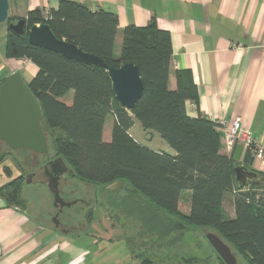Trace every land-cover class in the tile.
I'll return each instance as SVG.
<instances>
[{
	"label": "trees",
	"instance_id": "trees-1",
	"mask_svg": "<svg viewBox=\"0 0 264 264\" xmlns=\"http://www.w3.org/2000/svg\"><path fill=\"white\" fill-rule=\"evenodd\" d=\"M42 11L26 15L27 29L47 24L57 39L100 58L108 67L132 64L143 85L140 99L127 111L116 102L105 70L29 45L26 34L7 28L18 19H7L4 56L36 66L38 71L27 86L40 103L52 156L61 157L72 171L68 179L104 187L124 180L129 203H121L129 208L127 215L137 214L143 228L159 235L158 241L174 231L205 229L218 235L246 264H264V175L257 172L259 185L241 187L235 181V162L227 156L222 126L186 113V103L197 98L188 71H176V88H168L170 34L159 29L154 19L143 27L126 26L115 56L114 13L92 11L71 0H59L55 9L48 10V20H43ZM108 116L113 124L105 142ZM133 119L143 130L157 133L175 154L154 152L136 142L129 133ZM12 154H0V164ZM251 159L246 151L249 170ZM22 187L19 178L13 179L0 187V196L8 205L24 208ZM182 198L189 203L187 214L178 208ZM225 202L233 208V217L226 214ZM142 215L149 218L146 225ZM86 218L89 223L91 215ZM141 260L153 264L148 258Z\"/></svg>",
	"mask_w": 264,
	"mask_h": 264
},
{
	"label": "crops",
	"instance_id": "crops-1",
	"mask_svg": "<svg viewBox=\"0 0 264 264\" xmlns=\"http://www.w3.org/2000/svg\"><path fill=\"white\" fill-rule=\"evenodd\" d=\"M58 1L8 0V18L24 19L30 11L55 9ZM71 1L92 11L102 9L116 15L115 56L120 53L126 26L143 27L154 19L159 29L170 34L168 88H176L175 72L182 70L191 74L196 88V101L185 105L187 115L226 121L227 125L222 126V142L229 125L239 119L241 130L264 143V0ZM37 71L35 65L25 60L6 59L4 43L0 46V81L19 72L27 84ZM111 129L108 133L103 130L105 142L110 140ZM129 133L154 152L175 154L157 133L143 130L136 119ZM220 152L225 153L223 147ZM245 155L246 151L237 145L227 156L246 167ZM248 166L264 175V168L260 169L253 158ZM82 206L86 210L84 219L87 214L97 216L85 203ZM233 215L230 207L228 216ZM36 216L32 217L20 206L8 205L0 196V264H106L98 239L112 240L102 231L93 234L92 227L83 230L79 225L70 233L63 232L53 223L50 227L37 221ZM114 246L112 243L109 248ZM127 252L116 264H138L139 257H134L133 251Z\"/></svg>",
	"mask_w": 264,
	"mask_h": 264
},
{
	"label": "rangeland",
	"instance_id": "rangeland-1",
	"mask_svg": "<svg viewBox=\"0 0 264 264\" xmlns=\"http://www.w3.org/2000/svg\"><path fill=\"white\" fill-rule=\"evenodd\" d=\"M45 11L46 10L42 11V15ZM6 31V25L0 24V46L2 47V44L4 43V48ZM69 97L70 95L68 96V99ZM112 123L113 122L111 118L108 117L104 132L108 133V130H110V127H112ZM134 131H136V129H133V133ZM9 150L10 149L7 147V145L0 141V154H7L11 152L21 162V165H24L21 158V155L24 151L19 150L16 152H9ZM49 154V156L52 155L50 152ZM5 165L7 167H5ZM4 167L8 171V168L12 167L15 169V171H17L18 174H20L19 170H17L16 164L12 162L10 158H7L4 163L0 164V173H2L5 178H7V172L4 170ZM24 168L26 169L25 165ZM32 169L33 167H31V170ZM67 176H69V174L66 175L65 180L69 181L70 179H68ZM36 177L38 178V176H35L34 178ZM76 183L78 186H81L82 189L88 192L89 196L87 198V208L90 207V210H93L95 214L97 213V216H95V218H93L94 215L91 216L90 222L87 224V218L84 219L83 217V214L85 215L86 210L79 211V206L64 211L62 215L65 218L71 216V219H74L72 215L75 214V218H77V214L79 213V220L82 223H80V227L83 230L92 227L93 234L94 231L97 230V232L102 231L106 238L110 237V240L112 241L107 239H98V244L100 245L101 249H103L102 254L106 255V264H116L117 260L119 261V258L124 254L126 255L128 253L127 251L129 250L133 251L131 254L134 257H139L138 264L141 262V259L147 258L153 264H222V260L218 257L206 240V234L209 231L200 228H195L194 230L187 232L174 231L173 233H170L168 236L164 237L161 241H158L159 235H157L155 232L152 233L148 231L147 228L145 229L146 226L143 228L141 222L138 221L139 219L137 214L135 218L133 216H128L127 214L129 208L127 207L122 209L123 203H121H129L128 198L126 197L128 192L126 190V181L120 180L106 187H92L87 184L85 185L82 182ZM28 184L29 182L25 183L27 186L23 189L22 193V197L24 199L23 201H25L24 209L27 210L28 214L32 217L38 214V217L36 216L37 221H41V223L44 225L52 227V223L55 224L56 221L57 229L59 227L61 229H65L68 226L67 223L61 218L54 216L53 209L55 208H53L52 204L53 196H50L49 191H47L45 187H30ZM66 189H68L69 192L72 190L71 188H67V186L65 187V190ZM186 194L188 195V193ZM79 196L80 194H76V197ZM178 208L181 213H188L189 206L187 198H182L178 204ZM224 210L226 214H228L230 211V206L227 202L224 203ZM47 211H49V213H47V217L44 216L47 219H40V214L46 213ZM143 216L144 215L141 216L142 221H144L146 225L149 218L147 216ZM76 226L77 225H75V227ZM73 230L74 229H70V231ZM112 243L115 244L114 248H109ZM230 250L236 259V264H246L239 255L233 252L231 248Z\"/></svg>",
	"mask_w": 264,
	"mask_h": 264
},
{
	"label": "water",
	"instance_id": "water-1",
	"mask_svg": "<svg viewBox=\"0 0 264 264\" xmlns=\"http://www.w3.org/2000/svg\"><path fill=\"white\" fill-rule=\"evenodd\" d=\"M7 19L8 0H0V24H5ZM7 28L17 35L26 34L27 42L31 46L59 54L66 59L84 65L96 66L105 70L111 81L114 97L119 107L130 111L140 99L143 85L136 66L125 64L120 68L108 67L100 58L82 52L71 43L57 39L47 24L33 25L27 29L25 19H18L16 22L8 23ZM47 132L48 128L43 118L40 103L30 92L21 74L19 72L11 73L0 84V141L5 143L13 152L29 150L37 154H47ZM45 170L55 189L54 202H60L57 189L58 180H64L66 175L71 174L72 171L61 157H55L48 161ZM29 177L30 175H27L25 178ZM234 177L241 187L261 183V180L257 178V172L237 164L234 166ZM7 183L4 175L0 173V187ZM61 204L65 207L71 205L69 203ZM206 240L224 264H236V259L230 248L218 235L208 232Z\"/></svg>",
	"mask_w": 264,
	"mask_h": 264
},
{
	"label": "flooded vegetation",
	"instance_id": "flooded-vegetation-1",
	"mask_svg": "<svg viewBox=\"0 0 264 264\" xmlns=\"http://www.w3.org/2000/svg\"><path fill=\"white\" fill-rule=\"evenodd\" d=\"M46 138H47V143H48V153L47 154H37V153H33V152H30L29 150H26L22 153V162L23 164L25 165L26 169L24 168V165H21V162L16 158V156L14 155H11L9 158L12 160V162H14L17 166V170H19L20 174L17 173V171H15V169H13L12 167H9V171L11 172L10 176H8L7 178H5V181L9 182L13 179H17L19 178L20 181L22 182L23 184V187H22V192H23V189L27 186L25 185L26 182H29V186L30 187H34V186H37V187H45V189L47 191H49L50 193V196H55V189L53 187V183L50 179V177L46 174V170H45V166L47 164L48 161L54 159L55 157H53L52 155L49 156V152L52 154V144H51V141H50V136L47 132L46 134ZM23 151V150H21ZM49 154V155H48ZM13 158V159H12ZM4 163V162H3ZM5 167H7L5 165ZM4 167V169H5ZM31 167H33V169L31 170ZM9 172V173H10ZM30 174V177L29 178H25L27 175ZM15 175V176H14ZM35 176H38V178H34ZM29 179V180H28ZM69 185L71 186L72 190H70V192L68 191V189L65 190V187ZM50 186V188H49ZM67 188H69L67 186ZM57 189H58V193H59V198H60V202H57L55 203V199H53V209L54 210V216L56 217H59L61 218L62 220H64L66 223H67V227L65 229H61L60 227V231H63V232H68L70 233V229H75V225L76 228L79 227L80 224V220H79V216L80 215L79 213L77 214V218H75V214L72 215V217L74 219H71V216L70 217H64L62 215V213L66 210H70L76 206H79V211L83 210L84 211V208L82 206V203H85L86 205L88 204V201H87V198L89 196L88 192H86V190L82 189L81 186H78L77 183L74 181V180H71L70 182L69 181H66L65 179H59L58 180V184H57ZM76 194H80L79 197H76ZM61 203H69L71 204L70 207H65L63 204ZM47 213H49V211H47L46 213H42L40 214L39 218L40 219H47L45 218L44 216L47 217ZM38 215V214H37ZM85 215L83 214V217ZM38 217V216H37ZM44 217V218H43ZM76 223V224H74Z\"/></svg>",
	"mask_w": 264,
	"mask_h": 264
},
{
	"label": "built area",
	"instance_id": "built-area-1",
	"mask_svg": "<svg viewBox=\"0 0 264 264\" xmlns=\"http://www.w3.org/2000/svg\"><path fill=\"white\" fill-rule=\"evenodd\" d=\"M42 16L43 20H48L50 18L47 10ZM217 122L223 127L227 125L224 120ZM237 145L251 153L253 160L260 169L264 168V143L260 144L250 132L241 130L239 119H235L225 132V148L227 153H231L233 148Z\"/></svg>",
	"mask_w": 264,
	"mask_h": 264
}]
</instances>
